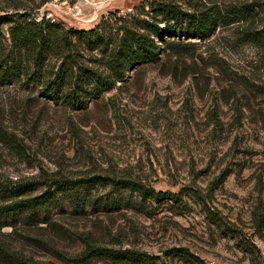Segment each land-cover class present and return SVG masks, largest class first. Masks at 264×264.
Masks as SVG:
<instances>
[{
    "label": "rangeland",
    "instance_id": "obj_1",
    "mask_svg": "<svg viewBox=\"0 0 264 264\" xmlns=\"http://www.w3.org/2000/svg\"><path fill=\"white\" fill-rule=\"evenodd\" d=\"M41 1L0 0V15L89 28L131 7L129 15L159 19L143 13L149 0ZM162 1L211 7L220 20L202 38L164 36L158 60L74 110L44 88L59 59L33 80L18 72L9 23L0 21L1 182L36 180L23 195L32 197L51 177L132 178L178 195L144 198L105 181L82 187L76 201L61 192L30 217L0 214L8 251L38 264H74L92 242L145 252L157 264H264V0ZM23 65L34 70L31 59Z\"/></svg>",
    "mask_w": 264,
    "mask_h": 264
},
{
    "label": "trees",
    "instance_id": "obj_2",
    "mask_svg": "<svg viewBox=\"0 0 264 264\" xmlns=\"http://www.w3.org/2000/svg\"><path fill=\"white\" fill-rule=\"evenodd\" d=\"M45 1L42 0L41 3ZM68 1L72 3L75 0ZM146 5L147 11L143 13L148 14L151 10L154 13L152 18L159 16V19L153 21L140 17L141 11L133 15L124 13L128 14L127 16H122L116 11L109 12L104 19L89 28L66 27L61 22L44 16L39 19L32 18L27 13L0 15V21L9 23L11 51L16 59L13 67L18 72H24L33 80L46 70L45 65L51 57L59 59L50 78L44 82V88L52 101L61 102L74 110L84 108L90 99L113 89L117 82L124 80L129 70L142 63L158 60L164 48L160 46L164 36L202 38L220 20L217 13L208 11L211 7L190 11L177 3L162 0H149ZM239 12L243 11H238L237 15ZM159 21L164 22L163 25H159ZM173 44V39L166 41L168 47ZM93 51L96 52L93 54ZM85 52L91 54L87 58L88 61L84 58ZM29 59L34 67L31 72L28 68L24 69L23 65ZM103 181L111 184L113 189L127 188L144 198L178 196L171 192L154 190L142 181L132 178L107 179L103 176H91L72 180L51 177L45 191L32 197L23 195L37 188L38 181L9 184L0 181V198L7 200L0 205V214L29 211L30 217V214L45 208L55 200L61 192L70 193L76 201L79 200L78 195L82 187ZM192 194L204 204L200 193L192 190ZM207 211L216 223L222 224L213 212L209 209ZM257 220L263 221L259 216ZM0 260L5 264H38L33 258L8 251L1 244ZM71 260L74 264H157L145 252L92 242H86L84 248Z\"/></svg>",
    "mask_w": 264,
    "mask_h": 264
},
{
    "label": "built area",
    "instance_id": "obj_3",
    "mask_svg": "<svg viewBox=\"0 0 264 264\" xmlns=\"http://www.w3.org/2000/svg\"><path fill=\"white\" fill-rule=\"evenodd\" d=\"M131 11H132V8L131 7H127L125 9H123V8H120L119 9V13H122V14H124L126 12H131Z\"/></svg>",
    "mask_w": 264,
    "mask_h": 264
}]
</instances>
